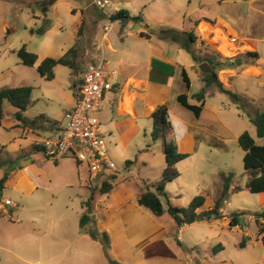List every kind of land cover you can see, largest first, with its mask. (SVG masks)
Listing matches in <instances>:
<instances>
[{"label": "rangeland", "instance_id": "374dc122", "mask_svg": "<svg viewBox=\"0 0 264 264\" xmlns=\"http://www.w3.org/2000/svg\"><path fill=\"white\" fill-rule=\"evenodd\" d=\"M0 1V25L7 23L10 29L17 30L15 33L9 31L8 35H4L3 29L0 27V73L7 70L12 72L9 78L0 81V86L32 87V107L35 110L48 112L47 114L56 120L61 119L66 113L67 98L75 92L73 80L76 75L72 69L59 65L54 69L55 79L48 81L38 73L39 65L47 58L59 59L67 56L73 47L77 48L76 57L69 55V59H75L81 68L87 63H91L92 59L99 60L103 54L108 55L107 43L102 44L103 27L112 21L103 11L95 7L93 0H60L55 5L48 7L46 11H43L42 0ZM174 1L179 11L171 10L165 3L153 4L152 0H119L120 8L127 10L131 16L142 14L144 18L143 21L131 22L127 32H133L135 35L133 37L138 36L139 38L138 32L145 30L154 36L162 37L160 31L163 28L182 32L186 26L183 17L188 13L192 14L194 19L201 18V16L207 17L216 21V25L212 26L220 28L223 32L220 37L228 38L233 43L234 49L230 50V54H225L220 48L222 41L211 32H203L205 26H211L210 23H204L201 25L202 30L197 43L205 42V45L201 46L198 51L200 61H204L208 56L216 58L217 55L223 58L241 59L244 53L253 51L248 45L251 44L259 53L264 64V18H260V15L253 11V9L264 6V0ZM259 1L263 2L258 3ZM118 2L111 4L106 12H114ZM205 4L206 6L203 7ZM46 21L49 24L46 33L43 35L34 33L48 25ZM113 24L114 29L109 33V41L117 48L122 45L119 38L120 21H115ZM197 34L199 35L198 31ZM254 36L256 37L253 40ZM127 38L129 48L124 50V54L131 56L134 51L130 43L134 40L130 36ZM169 42L166 47L172 46ZM23 46L39 57L35 67L24 66L15 54L5 55L9 48L21 49ZM183 54L185 55V52ZM109 58L114 62L112 56L109 55ZM230 91L239 95L242 101H236L231 95L220 91L209 93L207 98L210 106L220 105L221 102L232 105L227 118L230 119V122H234V132L223 131L225 148L222 149L218 146L215 150L213 143L211 145L208 140L203 139L200 152L183 161L177 167L181 177L168 184L166 189L168 199L176 207L188 208L193 198L198 196L199 192L205 191L207 193L204 195L206 209L208 203L213 202L224 189L225 178L230 179V185L233 181L237 186L241 185L243 188L246 186L248 176L244 167L245 153L239 145L236 134L248 131L257 138V128L251 121L254 120V114L259 108L264 110V101L261 100L264 97V87H258L254 81L239 77L235 79ZM191 92L193 94L201 92L199 85H196ZM249 98L256 100V103H253ZM13 108L12 105L7 104L5 124L0 126V179L8 177V185L0 194V204L4 203L6 199L13 203V206L7 207L6 213L1 217L0 239L8 243L14 241L20 245L22 250L35 249L36 246L40 248V245L48 250L54 245L65 247L74 229H79L82 203L90 197L85 194L86 189L81 186L79 181V166L81 165L78 166L77 160L73 157H67L57 164L55 161L45 158L43 152L31 149L27 151V158L33 156V161L37 160L33 163L34 165H31V171L26 176H23L24 173L13 175L12 173L20 167L21 161L18 159L15 144L23 132L18 127L10 128V123L16 119V116L11 114ZM238 115H242V119H239ZM103 134L108 150L111 151L112 158L118 168L126 173L130 168H126V163L132 162V168L129 169L132 174L138 176L141 173L146 186L155 190V184L161 179L166 163L162 141L153 142L149 139L150 131H147L144 148L147 149V146H150L149 149L153 150L155 155L145 156V162H151V165L140 164L137 168L135 161H140L139 153L130 150L121 156L114 144L110 143L108 134ZM213 140L210 139L209 142H213ZM82 167V172L87 174L88 166L83 164ZM122 175L117 174L120 178L117 182L134 183L133 179L124 178ZM104 180L113 182L111 178L103 176L97 180H91L89 187L95 198H98L100 194L98 188L101 187ZM226 198L227 202L231 204L225 206L230 218L233 213H248L241 217L240 225L243 231L249 232L251 236L247 240L248 247L246 249L236 248L235 246H239L238 241L243 240L244 236L237 232L232 233L229 251L233 255L238 253V259L245 264H250L253 260L264 264V244L256 242L257 225L249 218V213H264L261 196L244 190V192L234 193ZM163 201L166 203L165 198ZM42 216L44 219L46 218V222L48 218L57 220V224L48 229L40 244L35 245L31 241L25 240L21 231L14 233L13 238L7 235L13 220L25 221L32 217ZM95 224L94 219L89 223L88 229L96 228ZM188 232L192 233L191 230ZM102 259H106L110 263L109 258L102 256ZM17 262L16 264H28L19 259Z\"/></svg>", "mask_w": 264, "mask_h": 264}, {"label": "crops", "instance_id": "0c3cea01", "mask_svg": "<svg viewBox=\"0 0 264 264\" xmlns=\"http://www.w3.org/2000/svg\"><path fill=\"white\" fill-rule=\"evenodd\" d=\"M116 1L118 2L119 0H111V4L116 3ZM94 2L95 0H93V3ZM262 2L263 1H259L258 3ZM152 3H165L171 10L179 11L174 0H152ZM117 5L118 6L114 8V12H103L110 20L112 15L122 10V8H120L121 2H118ZM205 6L206 4L203 7ZM253 11L257 15H260V18H264V6L253 9ZM183 19L186 25L183 31L194 32V34L200 38L202 30L201 25L210 23L211 26H205L203 32H211L215 37L219 38L222 41L220 48L225 54H230V50L234 49L233 43L230 42L228 38L225 36L220 37V35L223 34L220 28L212 26L216 25V21L214 22L202 16L201 18L194 19L192 18V14L189 13L186 14ZM130 24L131 22L124 32L121 31L120 24L119 38L122 45L117 48L109 41V34H105V31L102 37V44L105 45L107 43L109 52L108 55H103L111 61L113 69L118 72L113 79V90L109 92L104 99L105 110L99 113L98 116L101 122L102 132L108 134L110 143L112 145L114 144L115 149L119 151L121 156H124L130 150L137 151L140 156V161H135L137 168H139L140 164L145 166L151 165V162H145V156H153L152 154L155 155V153L152 152L153 150L149 149L150 146H147V149L144 148L147 138L146 133L150 131L149 139L155 142L151 137L153 128L152 115L157 108L166 105L169 110V118L176 132L179 152L189 154L190 157L188 159L200 152L203 139H206V141L208 140V143L211 145L213 143L215 145V150L218 146H220L221 149L223 147L225 148V144H223V131L234 132V122H230V119L227 118L231 112L232 105L224 102H221L220 105L210 106L209 104L207 98L209 93L222 91L216 84H212L208 87L204 82V72L200 69V65L203 64V61H200L198 55V51L201 49V46H203L202 42L195 46L197 57L199 58V61L196 62L179 44L171 41L169 42V40L164 37L154 36V34L145 30L138 32L139 38L138 36L133 37L135 36L133 32H127ZM1 25L0 27H2L4 35H8L9 31H12V33L17 31L15 29H10L7 23H2ZM164 29L167 28H163L162 30ZM142 33L150 35L151 38L142 37ZM128 36L132 37L134 40L130 43L134 51L131 56L124 54V50L129 48L127 42ZM255 37L256 36L253 37V40ZM167 42L171 43L172 46L166 47ZM248 45L252 48V52H257L251 44ZM18 50L19 49L9 48V50L5 52V55L8 53L17 55ZM183 52H185V55ZM248 53L251 52L247 51L240 59L242 61L241 67L237 65L226 67L218 73V80L223 84L225 89L230 91L235 79L239 77L248 81H254L258 87H264V64L262 63V59L259 55V59L254 61L248 58ZM109 55L114 58V62L109 58ZM236 60L237 59L223 57L219 59L221 63H226L227 61L228 63H232ZM96 61L98 60L92 59L90 62L93 63ZM89 64L90 63H87L82 68L78 66V70L76 73L74 72L76 75V78L73 80L74 87L78 85ZM184 71H186L187 78L190 82L189 88L183 76ZM221 72L223 74H220ZM11 74L12 72L10 70L1 72L0 81L9 78ZM196 85H199L201 92L193 94L191 91ZM3 88L11 87L0 86V89ZM204 90L205 103H201L197 100V95ZM180 96H187L189 105L201 107V114L199 117L180 103ZM249 99L252 100L253 103H256V100L252 98ZM261 100L264 101V97ZM7 104L9 103L5 105V119L2 126L5 124L6 120ZM75 104L76 91L71 97L69 96L67 98V109L65 112L73 109ZM14 108L11 109L12 115H16L18 111ZM258 111L264 110L259 108L257 112ZM257 112L254 114L255 117ZM47 113L48 112L42 110H35L31 105L23 115L24 120L15 119L10 123L11 129L18 127L23 130L22 136L16 140L17 142L15 144L18 159H21L20 167L12 173L13 175L23 173V176L28 175L29 171H31V165H34L33 163L37 160L33 161V156L27 158V151L33 149L34 151L44 153L41 148L42 142L45 139L58 137L60 135V125L64 121V115L61 119L56 120ZM238 118L242 119V115H238ZM243 133L244 132L236 134L238 142L239 137ZM250 134L258 145L264 146V138L260 139L258 136L255 138L252 133ZM210 139H214L213 142H209ZM35 147H39V149ZM109 154L113 160L111 151H109ZM59 162L60 161L55 163L58 164ZM132 164V162L130 165L126 163V168H132ZM180 164H182V162L179 163L177 167H179ZM165 167L166 163L163 167V172ZM82 168V165L79 166V181L81 186L86 189L85 194L91 197L93 195L89 187L91 175L89 171L87 174H84ZM129 169L126 173L122 170V176L124 178L133 179L134 183L126 184L117 182L120 178L116 174H110L108 177H104L113 180V190L105 195L99 194L98 198H95V195H93L94 201L92 202L91 222L95 219V226L100 237L104 233L108 235L109 244H107V254L103 252L102 246L99 243L103 238H100L99 241H95L88 232L82 231L81 229V217L86 213V208L83 204L89 200V197L82 203L83 209L79 220V229H74L65 247L54 245L48 250L40 245V248L36 246L35 249L28 248L22 250L20 245H17L14 241L8 243L0 239V252H2L0 253V264H16L18 263L17 259L23 260L28 264H110L106 259H102V256L103 258H109L120 264H245L238 259V253L233 255L229 251V243L232 239V233L237 232L243 235L244 238H247V240L251 237L250 233L244 232L241 225L236 227L231 226V218L225 206L229 203L226 197L234 193H241L244 192V190H248L247 183L250 179L249 172H246L248 180L245 188L241 185H235L232 181L227 191L220 212L228 216L220 219L212 218L211 220L197 221L193 224L180 227L169 214L158 217L151 211L139 206V196L149 187L144 183V178L141 176V173L135 176ZM34 179L36 180L35 176ZM7 185L8 180L6 187ZM199 193L198 196L207 195L205 191ZM222 193L223 190L217 195L213 202L208 203L206 209L204 206L201 212L212 210L217 200L221 198ZM257 195L261 196L262 202L264 203V194ZM163 203L166 205L167 202L165 203L163 201ZM7 207L11 206H5L4 203L0 204V212L2 214L6 213ZM249 214L250 220L256 223L255 213ZM261 221L264 223L263 218H261ZM45 222L46 218L44 219V216L37 218L32 217L25 221L20 219L13 220L10 230L7 231V235L13 238L14 233L16 234L17 231H21L25 240L31 241L35 243V245L40 244L48 229L57 224V220L51 218H48V221ZM188 230H191L192 233H189ZM257 234L258 237L256 242H262L264 244L263 237L259 235L258 225ZM242 241L243 240L238 241L239 246L235 247H241ZM17 246L19 247L17 248ZM247 247L248 242L246 241L245 247L241 248L246 249ZM250 264L260 263L258 260H253Z\"/></svg>", "mask_w": 264, "mask_h": 264}, {"label": "trees", "instance_id": "16d2710c", "mask_svg": "<svg viewBox=\"0 0 264 264\" xmlns=\"http://www.w3.org/2000/svg\"><path fill=\"white\" fill-rule=\"evenodd\" d=\"M58 1L60 0H42L41 2L43 5V11H46L48 7L55 5ZM143 19L144 18L142 14L139 16H131L130 13L124 9L111 16L112 22L120 21L121 31L123 32L130 22L143 21ZM46 24H48L47 21ZM48 26L49 24L44 26L43 28L36 30L34 33L43 35L46 33ZM160 34L165 39L179 44L181 48L184 49L194 59V61H199V58L197 57V51L195 49L199 38L194 34V32H180L174 29H164L160 31ZM141 36L145 38H151L150 35L144 33H142ZM202 45H205V42H202ZM76 52L77 48L73 47L68 52V55L63 58L45 59L39 65L38 73L48 81H52L54 79V69L59 65L68 67L76 73V71L78 70V65L75 59H69V55H73L75 58ZM17 56L20 59L21 63L26 67H35L39 60V57L36 54L29 52L26 46H23L17 51ZM247 56L254 61L259 59L258 52L248 53ZM220 58V55H217L216 58L208 56L203 61V63H208L213 70L210 74L204 73V82L206 86L209 87L212 84H216L222 92L231 95V97H233L236 101H242V98L239 95L225 89L223 84L218 80V73L221 70L226 67L236 65L235 62L228 63V61L226 63H221L219 61ZM183 76L189 88L190 82L187 78L186 71L183 72ZM32 92L33 88L30 86L0 89V126H2V123L5 119L4 110L6 103L11 104L18 110L15 115L16 119L24 120L23 115L31 104ZM197 100L201 103H205V90L197 95ZM179 101L183 106L193 111L197 117L200 116L201 107L189 105L187 96H180ZM152 121L153 128L151 137L154 141H163L164 153L166 157V167L160 181L155 184V190L152 191L148 188L139 196V206L151 211L158 217H161L164 214H169L180 227L183 225L193 224L197 221L211 220L212 218L220 219L227 216L225 213L220 212L224 198L226 197L227 191L230 187V179L226 178L222 196L219 200H217L212 210L201 212L206 201V198L204 196H197L196 198H194L188 208H179L170 203L166 192V187L168 184L174 182L181 176V173L177 169V165L187 160L190 155L179 152L176 132L174 129V125L169 118V110L166 105L156 109V111L152 115ZM252 122L257 128L258 138H264V111H258L256 117L254 118V120H252ZM239 145L245 153V170L250 173V179L247 183L248 190L252 194H264V146L258 145L256 140L248 131L244 132L239 137ZM35 148L39 149V147ZM130 164L131 162H127V165ZM7 180V176L0 179V194L6 188ZM113 188L114 185L112 182L104 181L101 187H99V192L100 194L105 195L110 193ZM163 198L166 199V205H164L163 203ZM93 201L94 196L92 195L89 200L83 204V206L86 208V213H84L81 217V229L82 231L88 232V234H90V236L95 241H99L100 238H103L107 242V244H109V237L106 233L102 234L100 237L96 228L87 229V226L91 222ZM246 214L247 213L245 212L231 214V226L236 227L240 225L241 217ZM2 215L3 214L0 212V219ZM254 215L256 217V223L259 228V235L263 237L264 242V223L261 221V218H264V213H255ZM246 241L247 238H244L241 243V247H245ZM110 264L120 263L110 259Z\"/></svg>", "mask_w": 264, "mask_h": 264}, {"label": "built area", "instance_id": "2783aa9c", "mask_svg": "<svg viewBox=\"0 0 264 264\" xmlns=\"http://www.w3.org/2000/svg\"><path fill=\"white\" fill-rule=\"evenodd\" d=\"M94 4L105 12L111 5V0H95ZM113 28V22L106 24L105 34H109ZM117 74L105 55L86 67L75 87V107L65 113L64 122L60 125V135L45 139L41 144L47 159L58 162L73 157L79 165L88 166L91 180L100 176L108 177L110 174H123L110 157L98 118L99 113L105 110L104 99L113 90V79ZM4 204L12 206L10 200H6Z\"/></svg>", "mask_w": 264, "mask_h": 264}, {"label": "water", "instance_id": "95a60500", "mask_svg": "<svg viewBox=\"0 0 264 264\" xmlns=\"http://www.w3.org/2000/svg\"><path fill=\"white\" fill-rule=\"evenodd\" d=\"M235 64L237 65V66H240L241 64H242V61L240 60V59H237L236 61H235ZM200 69L204 72V73H207V74H210V73H212V68L210 67V65L208 64V63H203V64H201L200 65ZM100 243H101V245H102V249H103V252L105 253V254H107V243H106V241L104 240V239H101L100 240Z\"/></svg>", "mask_w": 264, "mask_h": 264}]
</instances>
